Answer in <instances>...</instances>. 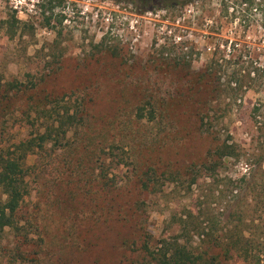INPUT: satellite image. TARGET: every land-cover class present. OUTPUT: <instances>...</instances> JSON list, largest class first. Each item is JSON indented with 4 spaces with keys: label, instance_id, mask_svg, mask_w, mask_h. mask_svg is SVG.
<instances>
[{
    "label": "rangeland",
    "instance_id": "1",
    "mask_svg": "<svg viewBox=\"0 0 264 264\" xmlns=\"http://www.w3.org/2000/svg\"><path fill=\"white\" fill-rule=\"evenodd\" d=\"M47 2L39 0L37 13L25 15L15 11L9 0H0V77L29 86L27 71L41 65L47 79L39 93L54 97L74 93L66 105L80 106L88 122L72 129L67 141L73 143L66 150L49 149L41 157H30L28 165L36 164V170L28 179L31 195L22 222L31 230L30 245L7 230L0 243V264H144L138 249L146 234L156 243L173 214L191 208L209 213V179L190 187L186 176L184 184L164 186L161 178L158 191L147 193L127 178L132 177L131 167L123 166L125 171L117 179L109 167L104 171L108 185L103 188L99 164L93 161L76 170L72 160L79 153L76 147L91 144L90 138L96 144L107 138L101 143L106 148H111L110 141H123L131 161L158 174L184 173L201 164L214 147L209 133L201 132L197 116L204 90L196 97L200 106L193 97L183 98L181 105L175 100L158 103V120H134L146 95L167 101L174 93L197 88L185 78L186 70L169 74L157 70V59L185 58L192 75L217 52L224 56L222 82L238 74L246 85L236 103L226 110L222 105L226 117L221 132L234 129L246 138L255 104L262 106L264 119V18L242 13L235 19L222 0H171L175 7L168 10L164 0H64L54 3V19L47 25L45 15L51 11L44 15L42 7ZM15 20L22 24L15 25ZM23 24L34 28L25 29ZM103 45L116 49L118 56L102 52ZM254 70L260 77L252 82ZM25 107L26 97L20 96L10 112L0 111V151H13L14 144L29 136L30 129L21 127ZM118 151L114 153L123 155Z\"/></svg>",
    "mask_w": 264,
    "mask_h": 264
},
{
    "label": "trees",
    "instance_id": "2",
    "mask_svg": "<svg viewBox=\"0 0 264 264\" xmlns=\"http://www.w3.org/2000/svg\"><path fill=\"white\" fill-rule=\"evenodd\" d=\"M55 2L62 4L64 0H48L46 5H42L44 15L46 10L51 11L48 16L45 15L47 25H51L54 19L52 10ZM186 2L184 5L189 3ZM221 5L225 7L227 14L232 10L230 16L235 19L242 13L252 16L255 9L264 18V0H222ZM174 7L171 0H164L166 10ZM63 21L62 16L59 23L62 24ZM17 24L22 22L15 20V25ZM23 27L32 30L34 28L26 24H23ZM100 49L115 58L119 54L116 49L107 45L101 46ZM223 57L218 52L215 53L209 64L192 75L189 73L191 63L185 58L178 61L165 57L157 59V70L167 74L171 70H186L188 73L185 78L188 82H194L197 88L191 87L189 90L174 93L167 101L146 95L141 106L137 108L134 120L136 122H143L146 119L148 122L158 120V115H161L156 110L158 103L166 105L175 100L181 105L183 98L193 97L192 99L200 106L196 97L204 90L205 97L197 116L201 132L209 133L214 147L209 150L201 164L191 166L184 173L167 170L158 174L152 167L141 168L143 163L131 161L132 157L124 151L126 144L123 141L117 144L110 141L111 148H106L102 144L106 143L107 138H103L102 144H96L95 139L90 138L91 144L84 148L76 147L79 153H76L77 158L72 159L75 161L74 164L78 165L76 170L78 171L81 165L86 166L93 161L99 164L102 169L100 182L103 188L108 185L106 180L108 176L104 171L109 167L115 171V179L125 171L123 166L131 167L132 177L127 178L134 188L137 187L147 193L158 189L157 185L161 178L165 181L164 186L167 182L184 184L185 181L182 180L186 176V182L190 187L209 179V213L203 208L198 210L191 208L182 214H173L168 228L156 243L152 241L154 238L151 234H146L144 243L138 249L139 254L144 256V264H264V119L261 117L263 108L257 104L252 107L247 122L249 131L246 132V138L239 137L234 129L227 128L223 130L224 133L221 132L220 126L224 124L226 117L224 111L232 102L238 101L240 92L246 87L243 78H239L238 74L231 75L228 82H222L225 66L220 61ZM254 75L252 82L259 79V71L254 70ZM26 77L29 86L18 80L4 81L0 77L2 115L10 112L13 100L24 96L26 109L22 114L26 115V120L21 123V127L30 129L29 136L14 144L13 151H0V243L6 231L11 230L29 246L28 237L31 230L22 226V222L26 217L24 204L31 195L28 179L36 170V164L29 166L28 161L32 156L41 157L49 149L54 152L66 150L73 143L67 141L69 133L72 129L85 125L88 119L80 106L74 109L73 106L66 105L68 101H72L74 93L69 97L39 93L40 86L47 79L41 65L31 67ZM222 105L223 108L225 106V110ZM84 109L86 111L85 106ZM108 135L106 134V137ZM94 144L96 145L93 146ZM115 150H120L118 153L122 152L123 155L115 154ZM234 167L238 171L231 172ZM52 185L63 187L60 184ZM107 188L111 189L113 186L109 185ZM16 257L22 259L19 253ZM16 259L18 258L14 261Z\"/></svg>",
    "mask_w": 264,
    "mask_h": 264
},
{
    "label": "built area",
    "instance_id": "3",
    "mask_svg": "<svg viewBox=\"0 0 264 264\" xmlns=\"http://www.w3.org/2000/svg\"><path fill=\"white\" fill-rule=\"evenodd\" d=\"M257 1H260V0H257ZM9 3H10V6L20 14L34 15L37 13L36 7H37V4L39 3V0H9ZM231 13H232V10L230 11V14ZM253 15H261V14L257 12V9H255L253 12Z\"/></svg>",
    "mask_w": 264,
    "mask_h": 264
}]
</instances>
